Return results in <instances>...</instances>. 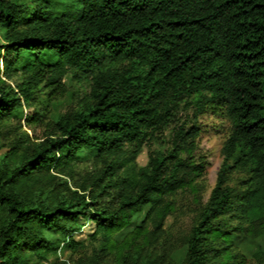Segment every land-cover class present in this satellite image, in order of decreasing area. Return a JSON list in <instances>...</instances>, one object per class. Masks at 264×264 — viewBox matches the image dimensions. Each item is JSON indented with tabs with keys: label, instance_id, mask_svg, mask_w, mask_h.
I'll return each instance as SVG.
<instances>
[{
	"label": "trees",
	"instance_id": "1",
	"mask_svg": "<svg viewBox=\"0 0 264 264\" xmlns=\"http://www.w3.org/2000/svg\"><path fill=\"white\" fill-rule=\"evenodd\" d=\"M208 111L223 158L174 250L264 264L233 244L264 241V0H0V264H175Z\"/></svg>",
	"mask_w": 264,
	"mask_h": 264
},
{
	"label": "rangeland",
	"instance_id": "2",
	"mask_svg": "<svg viewBox=\"0 0 264 264\" xmlns=\"http://www.w3.org/2000/svg\"><path fill=\"white\" fill-rule=\"evenodd\" d=\"M198 124L200 127V133L195 141V154L199 157V159L204 160L205 170L195 181L194 191L197 195L193 194V191L191 192L189 190L181 192L177 196L175 212L172 215H169L166 221L169 233V236L165 241V244L167 245L166 252L169 251V253H171L174 251L173 259L175 264H181L183 249H174L178 247L180 237L189 229L193 216L196 212V208L198 207V205L194 203V196L200 197V200L203 202L206 201L210 190L215 184L217 172L223 158L221 154V147L229 127V121L226 117L219 113H212L211 111L199 116ZM147 151V147H144L139 153L137 157L138 164L144 165L146 163L148 158ZM237 177L238 175L233 176L234 179ZM92 230V224L90 222H85L82 232L77 235V238H86L88 233ZM233 244L249 257L258 245L264 244V241L234 236ZM60 256L61 259L68 258L69 253H61Z\"/></svg>",
	"mask_w": 264,
	"mask_h": 264
}]
</instances>
